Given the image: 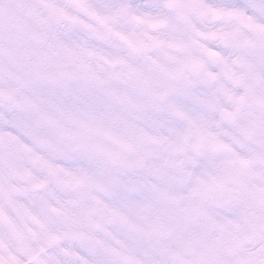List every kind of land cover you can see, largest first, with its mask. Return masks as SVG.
<instances>
[{"label": "clouds", "instance_id": "9594fccd", "mask_svg": "<svg viewBox=\"0 0 264 264\" xmlns=\"http://www.w3.org/2000/svg\"><path fill=\"white\" fill-rule=\"evenodd\" d=\"M0 264H264V0H0Z\"/></svg>", "mask_w": 264, "mask_h": 264}]
</instances>
